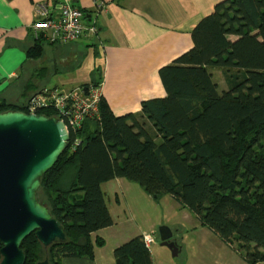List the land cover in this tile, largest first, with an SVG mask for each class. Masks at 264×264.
<instances>
[{
    "label": "trees",
    "instance_id": "obj_1",
    "mask_svg": "<svg viewBox=\"0 0 264 264\" xmlns=\"http://www.w3.org/2000/svg\"><path fill=\"white\" fill-rule=\"evenodd\" d=\"M192 40L159 69L166 95L122 115L101 95L99 116L87 117L78 137L70 131L37 194L67 238L45 247L32 232L21 245L25 264L44 256L51 264L94 260L106 242L99 231L114 224L102 184L115 178L138 181L156 200L171 196L234 245L246 264H264V0H225L197 23ZM44 44L40 38L29 54L40 57ZM33 84L27 81L14 101L1 96L0 112L26 111L39 92ZM39 113L58 115L54 108ZM113 258L115 264L154 263L143 234L116 246Z\"/></svg>",
    "mask_w": 264,
    "mask_h": 264
},
{
    "label": "crops",
    "instance_id": "obj_2",
    "mask_svg": "<svg viewBox=\"0 0 264 264\" xmlns=\"http://www.w3.org/2000/svg\"><path fill=\"white\" fill-rule=\"evenodd\" d=\"M70 1L84 12L85 23L97 25L96 38L85 35L64 45L44 44L43 54L33 58L31 49L40 39L32 28L37 10L46 5L50 15L55 16L59 0H0V97L6 96L9 86L29 68L38 74L41 60L51 56L53 62L60 58L63 69L55 73L67 76L64 80L80 79L86 83L100 77V93L115 114L137 113L143 100L166 95L160 67L192 47L194 27L225 0ZM84 55L93 61L84 65ZM47 70L51 75L50 69ZM46 88L51 87L46 85L41 90ZM108 182H116L115 188L125 192L124 178ZM112 228L102 229L106 245H109L106 230ZM144 232L132 231L136 234L131 235ZM129 238L120 235L116 242ZM105 247L97 248L94 260L67 257L62 264H115V247L108 251Z\"/></svg>",
    "mask_w": 264,
    "mask_h": 264
},
{
    "label": "water",
    "instance_id": "obj_3",
    "mask_svg": "<svg viewBox=\"0 0 264 264\" xmlns=\"http://www.w3.org/2000/svg\"><path fill=\"white\" fill-rule=\"evenodd\" d=\"M66 122L57 116L8 109L0 112V264H25L21 245L32 232L45 247L64 242V226L38 199L42 177L70 141ZM161 244L178 254L173 230L158 229ZM36 264H51L48 258Z\"/></svg>",
    "mask_w": 264,
    "mask_h": 264
},
{
    "label": "rangeland",
    "instance_id": "obj_4",
    "mask_svg": "<svg viewBox=\"0 0 264 264\" xmlns=\"http://www.w3.org/2000/svg\"><path fill=\"white\" fill-rule=\"evenodd\" d=\"M49 58L44 57L41 60L38 66L42 67H38L36 70V73L39 71L38 74L35 75L29 68L19 80L14 81L5 92L7 98L14 101L20 92L22 93L23 90L27 89L25 85L27 81L34 83L33 89L39 92L46 85L48 87L55 85L54 87L69 90L85 85L84 82H80L82 81L80 79L73 80L74 82L64 80L67 76L61 77L59 73H55L57 70L63 69L60 66V58L56 59V62L52 61L51 56ZM83 58L85 59L84 65L91 60V57L85 55ZM47 69H50L51 75ZM214 72L215 78H219L217 73H220V70L214 68ZM78 82L80 83L78 84ZM78 141L80 142L77 139ZM114 183L116 182L107 181L106 184H102L107 204L114 219L113 228L106 230L109 245H106L105 242V251H108L111 246L114 248L116 244L119 245L120 242H116V240L120 235L129 238L132 236L131 234H136L132 231L141 232L145 230L144 233H147L154 229L156 230L155 240L150 246L154 258L153 264H246L234 245L224 242L218 235L204 227L195 214L187 208H182L171 196L166 195L156 200L135 180L129 181L124 178L125 192L115 188L116 184L114 185ZM116 190H118V194L115 193ZM43 197L45 201L48 200L45 192ZM162 225L169 226L174 232L173 238L178 246L176 256L172 255L167 246L161 244L158 229ZM99 233L103 234V231L101 230ZM45 258L47 256H44L43 259Z\"/></svg>",
    "mask_w": 264,
    "mask_h": 264
},
{
    "label": "built area",
    "instance_id": "obj_5",
    "mask_svg": "<svg viewBox=\"0 0 264 264\" xmlns=\"http://www.w3.org/2000/svg\"><path fill=\"white\" fill-rule=\"evenodd\" d=\"M84 12L70 0H59L55 16H51L46 5L38 8L32 28L36 34L49 44L64 45L83 36L95 39L98 27L85 23ZM99 87L84 85L77 89L46 88L33 95L26 103V112L39 113L46 108H54L69 130L77 135L84 120L89 116H99ZM156 230L143 234L145 243L150 247L155 240Z\"/></svg>",
    "mask_w": 264,
    "mask_h": 264
}]
</instances>
